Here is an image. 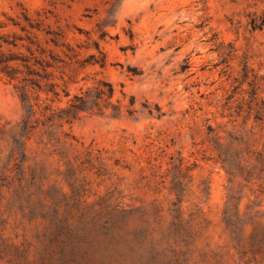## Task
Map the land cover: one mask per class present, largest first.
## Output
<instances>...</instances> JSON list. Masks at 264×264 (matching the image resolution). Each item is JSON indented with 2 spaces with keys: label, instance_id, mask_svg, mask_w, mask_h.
Masks as SVG:
<instances>
[{
  "label": "rangeland",
  "instance_id": "1",
  "mask_svg": "<svg viewBox=\"0 0 264 264\" xmlns=\"http://www.w3.org/2000/svg\"><path fill=\"white\" fill-rule=\"evenodd\" d=\"M24 10L80 51L72 94L104 79L123 109L65 124L63 155L36 131L21 165L0 75V264H50L55 222L84 264H264V0H0V21Z\"/></svg>",
  "mask_w": 264,
  "mask_h": 264
},
{
  "label": "trees",
  "instance_id": "2",
  "mask_svg": "<svg viewBox=\"0 0 264 264\" xmlns=\"http://www.w3.org/2000/svg\"><path fill=\"white\" fill-rule=\"evenodd\" d=\"M249 24L252 30L264 29V13L253 15ZM96 49L101 57L92 64L104 67L105 55L99 46ZM79 57L80 51L66 42L60 29H51L25 10L16 18L5 16V21H0V75L12 85L23 109L18 129L12 134L11 161L21 165L25 162L26 141L38 130L42 129L48 135L47 144L57 146L63 155L72 146L70 135L62 130L65 124L79 120L83 114L104 116L110 112L112 117L122 114L120 101H113V85L104 79L72 94L70 86L77 82L78 68L83 66ZM134 103L132 97L127 106L129 115L134 113L131 109ZM126 218L124 213L113 215L102 230L112 237ZM54 225L51 241L56 251L50 256V264L87 262L88 256L81 249L84 239L72 237L67 224L55 222Z\"/></svg>",
  "mask_w": 264,
  "mask_h": 264
}]
</instances>
